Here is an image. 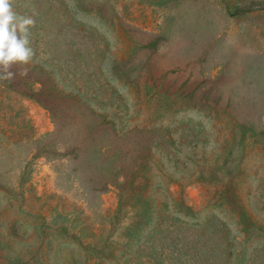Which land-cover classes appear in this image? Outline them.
<instances>
[{
  "label": "rangeland",
  "instance_id": "obj_1",
  "mask_svg": "<svg viewBox=\"0 0 264 264\" xmlns=\"http://www.w3.org/2000/svg\"><path fill=\"white\" fill-rule=\"evenodd\" d=\"M0 264H264V0H14Z\"/></svg>",
  "mask_w": 264,
  "mask_h": 264
},
{
  "label": "clouds",
  "instance_id": "obj_2",
  "mask_svg": "<svg viewBox=\"0 0 264 264\" xmlns=\"http://www.w3.org/2000/svg\"><path fill=\"white\" fill-rule=\"evenodd\" d=\"M14 0H0V81L11 82L17 73L11 71L19 66L18 75L26 76L28 65L34 57L30 29L35 26L31 16L18 14L13 8Z\"/></svg>",
  "mask_w": 264,
  "mask_h": 264
}]
</instances>
